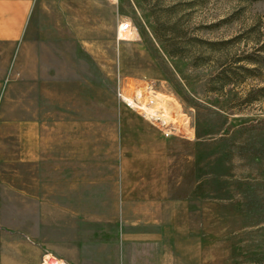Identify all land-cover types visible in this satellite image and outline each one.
Wrapping results in <instances>:
<instances>
[{
  "label": "rangeland",
  "instance_id": "1",
  "mask_svg": "<svg viewBox=\"0 0 264 264\" xmlns=\"http://www.w3.org/2000/svg\"><path fill=\"white\" fill-rule=\"evenodd\" d=\"M122 23L138 41L117 40ZM31 26L36 65L0 60V76L37 91L52 195L122 186L195 261L264 264V0H40ZM129 82L171 99L173 119L128 104Z\"/></svg>",
  "mask_w": 264,
  "mask_h": 264
},
{
  "label": "crops",
  "instance_id": "2",
  "mask_svg": "<svg viewBox=\"0 0 264 264\" xmlns=\"http://www.w3.org/2000/svg\"><path fill=\"white\" fill-rule=\"evenodd\" d=\"M39 1L0 0V60L10 73L36 65L31 22ZM64 47L54 44V76ZM14 76H0V264H39L45 254L67 264H201L176 249L170 231H156L155 212L131 206L122 186L110 189V201L103 187L54 185L52 195L40 171L37 91L14 90L28 78Z\"/></svg>",
  "mask_w": 264,
  "mask_h": 264
},
{
  "label": "bare ground",
  "instance_id": "3",
  "mask_svg": "<svg viewBox=\"0 0 264 264\" xmlns=\"http://www.w3.org/2000/svg\"><path fill=\"white\" fill-rule=\"evenodd\" d=\"M124 24L125 23L121 24L120 29L116 34L118 36L117 40L122 42L138 41L139 35L136 28L132 27V29L128 31H123ZM129 85V92L125 95V100L137 110H141L140 113L144 114L151 120L160 121L163 125L168 122V118L171 117L173 119V116L176 113L173 112L174 110L171 111V106L170 108L168 106L170 105L169 102L171 99L159 93L151 92L148 90L149 87L146 88L143 85L135 87L131 82H129ZM150 96H152L151 100H149Z\"/></svg>",
  "mask_w": 264,
  "mask_h": 264
},
{
  "label": "built area",
  "instance_id": "4",
  "mask_svg": "<svg viewBox=\"0 0 264 264\" xmlns=\"http://www.w3.org/2000/svg\"><path fill=\"white\" fill-rule=\"evenodd\" d=\"M130 30V24L127 23V24H124L123 26V31H128ZM123 98L125 100V97L123 95ZM126 101V100H125ZM127 102V101H126ZM128 103V102H127ZM129 104V103H128ZM39 264H67L65 261L53 256V255H50V254H45L41 257V260L39 262Z\"/></svg>",
  "mask_w": 264,
  "mask_h": 264
}]
</instances>
